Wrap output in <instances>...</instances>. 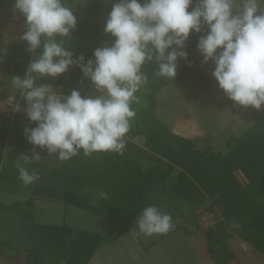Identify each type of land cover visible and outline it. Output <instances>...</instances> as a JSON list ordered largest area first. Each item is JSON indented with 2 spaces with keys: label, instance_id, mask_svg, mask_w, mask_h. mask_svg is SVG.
Segmentation results:
<instances>
[{
  "label": "clouds",
  "instance_id": "1",
  "mask_svg": "<svg viewBox=\"0 0 264 264\" xmlns=\"http://www.w3.org/2000/svg\"><path fill=\"white\" fill-rule=\"evenodd\" d=\"M191 11L188 9L192 6ZM14 9L24 17L21 39L33 53L24 76H12L15 94L9 103L13 112L23 110L35 127L25 126L24 135L33 146L56 154L60 161L95 152L123 155L125 137L136 116L133 104L147 85L143 67L154 62L155 75L173 80L180 59L188 60L186 42L199 35L197 50L202 63L211 60L213 77L223 93L244 107L260 110L264 105V0H117L107 16L104 32L116 39L97 47L94 58L76 56L66 39L77 27L74 7L66 0H14ZM78 67L95 93L70 94L54 91L43 83L47 77ZM41 155H22L16 161L24 185L40 177L25 166ZM96 203L108 193H96ZM137 235L167 234L176 227L172 216L155 204L143 208L135 221ZM239 227V225H233ZM245 252L248 245H242Z\"/></svg>",
  "mask_w": 264,
  "mask_h": 264
},
{
  "label": "trees",
  "instance_id": "2",
  "mask_svg": "<svg viewBox=\"0 0 264 264\" xmlns=\"http://www.w3.org/2000/svg\"><path fill=\"white\" fill-rule=\"evenodd\" d=\"M72 1L66 0L67 3ZM88 1L87 15H75L77 27L72 31V37L66 39V44L76 56L83 54L86 58H94L93 52L97 47H102L104 44L110 46L116 38L104 32L105 25L93 23L97 20L101 2ZM193 6H190L188 10L191 11ZM202 34L204 33L190 34L186 42L188 60H179L177 75L173 80L157 77L155 75L157 66L154 62L143 67L142 70L149 78L151 91L148 94L142 91L137 93L140 103L132 105L136 110L135 124L130 127L125 137L126 148L123 155L95 152L90 156H85L81 150L79 155L58 163L60 167L50 174L60 179V196L66 204H72L118 224L119 233H121L131 219L141 214L144 207L155 203L150 188L165 182L172 175L174 164H179L185 171L179 172L178 178L173 183V189L185 199L192 201L202 196L201 194L207 197L209 203L203 211H211L220 215L219 222L215 224L216 228L206 231L210 255L214 264H229L235 257L226 242L232 232L237 233L264 253L263 242H260L261 237L264 239V202L252 204L247 191L243 192L238 187L232 175L231 178L227 176L224 180L228 181V185L232 182L236 186L235 191L227 189L226 182L220 180L219 177H211L214 174L212 171L221 159L222 167L225 166L231 171L241 169L249 176V168L258 171L263 169L264 151L261 152L260 159L256 158V152L243 151L241 145L231 146L228 153H214L211 149V152L207 150L201 152L188 138L171 131L158 117L155 110L156 93L169 81L179 83L192 81L201 91L210 87L211 80L200 68L202 57L196 47L198 37ZM30 56L31 52L27 51L25 41L13 45L10 58H17L19 66L15 72L16 76H24ZM52 81L56 86H60L57 91L64 94H70L73 89H79L82 96L99 94L94 92L90 80L84 79L81 70L75 66L70 67L67 73L59 75L56 80L46 78L39 80L38 83ZM263 106L261 109L264 108ZM252 111L254 114L255 108L252 107ZM32 124L36 125V122ZM5 130L7 127L0 128V131H3L2 138H5ZM139 136L144 139V145L131 141L132 137ZM255 140H253L255 146L259 149L264 148V139ZM208 154H212L211 161L207 164L208 166L210 164L212 169L206 167L211 171L210 173L200 170L205 164L202 158H206ZM143 159L147 160L150 165L144 167L141 162ZM210 159H206V163ZM199 161L202 164H199ZM216 178L222 183L224 189L217 184ZM41 187L44 188V186ZM225 190L233 192L230 201L225 199ZM99 191L107 192L108 198L94 203L93 201L97 199L96 193ZM33 200L32 195L25 201L29 209L33 208ZM240 200L244 201L246 205L244 208L237 204ZM21 204L17 201L7 207L15 209L20 215L33 221L32 211L27 214L21 212ZM246 215L247 218L242 220V217ZM34 225L40 235L37 246L29 253L33 264L46 263L47 256L51 257H49L51 264L61 262L88 264L103 243L112 241L119 235L117 233L113 236H103L99 232L69 226L65 222L61 225L42 223ZM233 225H239V227Z\"/></svg>",
  "mask_w": 264,
  "mask_h": 264
},
{
  "label": "rangeland",
  "instance_id": "3",
  "mask_svg": "<svg viewBox=\"0 0 264 264\" xmlns=\"http://www.w3.org/2000/svg\"><path fill=\"white\" fill-rule=\"evenodd\" d=\"M88 2V0H73L71 3L67 4L74 7V15L86 16L88 13ZM100 2L101 5L99 8V12L97 13L98 17L97 20L93 21V23L96 22L98 24L105 25L107 16L113 4L117 2V0H96V3ZM1 3L3 4V6H5V8H11L14 6V0H0V5H2ZM4 16H7V13H5ZM103 46L107 45L104 44L102 45V47ZM2 83L3 82L0 81V85ZM193 86L194 85L192 83H188V85L185 84V87L182 88L187 89H182L177 94H168V97L162 96L159 98L160 94L158 95V104L164 109H167L168 114H171L172 118L179 115H181L182 117L181 122L175 128L172 125L173 123L169 120L165 119L163 123L174 133L182 136L185 135L188 139L190 138L188 136L195 132H198L201 137H211V141H207V139L204 141H192L191 138L189 139L190 142L194 144L195 148L200 149L201 152L206 150L211 152L212 150L214 153H228L231 149V146L233 147L236 145H241V149H243V151L256 152V158L260 159L261 152L264 151V148L262 147V149H259V147L254 145L253 140L259 138L264 139V108H262L263 110L255 109L254 114L253 111L251 112L252 123L249 127H246L244 123H242L243 121L241 122V120L243 119L242 115H247L250 106H239L238 104L227 98V96L223 93V90L219 88L218 84L209 97H205L195 102L193 101V99L196 97V93L188 89L193 88ZM149 90L150 86L147 83V85L142 88V91L147 93L149 92ZM168 109H170L171 112H169ZM134 124L135 118H133V120L131 121L130 127H132ZM14 125L18 127V119L14 121L13 126ZM11 129L7 128V130L5 131L9 132ZM2 135L3 131H0L1 138ZM5 139L6 138L1 139L0 149V215H4L3 218L2 216H0V231L2 228V223H4L7 218L13 219L17 223L19 222L17 226L15 224V228L18 229V235L20 236L22 242L27 244H37L40 233L34 227L35 223L61 225L63 223V219L67 218L64 212V204H62V202L59 201L57 197L58 194L60 195L61 181L58 176H53L50 174L51 172L58 169V167H60L58 163H60L61 161L57 158L56 154L49 155L46 148L35 149V151L40 153L41 159L39 161L28 163L25 166L30 172L35 170L39 174L40 178L33 184L24 185L18 178L19 173L18 169L15 167V164L16 161L20 159V156H31L33 149H31L27 145H19L20 136L18 135L17 131H14V133L12 134V138L10 139L9 144L4 145ZM131 141L138 145H144V139L140 136L132 137ZM211 155L212 154H208L206 158H202L205 164L201 166L204 167L200 169L201 171H208V173L211 172L210 170L206 169V167L212 169L210 167V164L209 166L207 165L211 161ZM206 159L210 160L206 163ZM221 161L222 160L220 159L218 162L219 164L214 166V170L212 171L214 172V174L211 175V177L215 176L217 178L219 177L220 180H224L225 177L227 178V176H229L231 178L232 175V177L238 183V187H240L243 192L247 191L251 199L250 202L252 204L261 201L264 202V167L261 171L249 168L250 174L249 176H247L241 169H235L231 171L229 168H225V166L222 167V164H220ZM141 162L144 167L150 165V163L145 159L141 160ZM199 164H202L201 161H199ZM174 165L175 167L172 175L168 177L165 182L154 185L150 188L151 193L155 199V205L157 207L167 206L166 208H169L171 211H173V214L176 213V209H180L182 207L183 210L185 205V212L188 213L184 215L189 218V220L193 221H191L190 223H196L199 225L198 216H200L203 209H205L204 207L207 205V201L209 200L204 194H201L202 196L198 197L191 204L192 207L189 208V199H185L181 194L179 195L173 189V183L178 178L179 172L185 171V169L179 164ZM224 182L226 181L224 180ZM227 182L225 185L227 189H232L233 191H235L236 186L233 185L232 182L230 185H228ZM217 184L224 189V186L222 187V183H220L218 179ZM41 186H44V188ZM232 193L233 192L231 190H225L224 195L226 201H230L233 195ZM49 194L53 195V198L48 203L47 201L50 199H47V197H52L48 196ZM31 195H35V197H41L40 203L37 204V207L34 210V214L36 215L33 221H31L32 219L23 217L15 209L11 210L7 207L6 209H3L2 207L3 203L11 204L13 202L20 201L22 203L21 212L27 214V212H31L33 209H29L27 207V204L25 203L26 199L31 197ZM45 196L46 198H44ZM237 204L241 208H244L246 206L243 200L238 201ZM73 207L74 210L78 208L76 210H78L80 215L88 217L87 220H85L83 218H77L75 217V215L73 216L76 222L83 223L81 224L82 228L94 232L102 230V226L98 227L97 218L99 217H97V215L79 207ZM246 218L247 215L243 216L242 220ZM218 220L219 219H217V222H219ZM112 224H114L115 226L112 227L114 229H107V231H111L109 233L114 234L119 230L120 227L118 228V224L114 222ZM260 242H263L262 244L264 245L263 237H261ZM49 257L50 256L46 257L45 261L47 262L45 264H51V257Z\"/></svg>",
  "mask_w": 264,
  "mask_h": 264
},
{
  "label": "crops",
  "instance_id": "4",
  "mask_svg": "<svg viewBox=\"0 0 264 264\" xmlns=\"http://www.w3.org/2000/svg\"><path fill=\"white\" fill-rule=\"evenodd\" d=\"M5 13H7V16H4ZM25 31L26 27L24 24V17L14 9V6L11 8H5L3 4L0 5V81L3 82L0 85V95L13 91L11 89V79L12 76H16L15 72H17L16 70L18 69L19 65L16 57L10 58V53L12 52L14 44H20L22 42L21 36ZM32 58L33 53H31L28 65L31 62ZM214 67L215 65L211 60H209L207 64L202 63V60L200 62V68L211 80L210 87L205 91H201L192 81H188L185 83H179L177 81L167 82L156 93L155 110L158 117L162 121H164L165 119L171 121L174 128L177 127L181 122V115L172 118L171 114H168L167 109H164L158 104V95L160 94V98L162 96L168 97V94H177L182 89H187L182 88L185 87V84L188 85V83H192L194 85L193 88L188 89L196 93V97L193 99V101L196 102L205 97H209L218 84V82L212 75ZM58 77L59 75L55 78H47L56 80ZM43 84L53 89L54 91L60 89V86H56L53 81L43 82ZM150 91L151 88L149 92ZM142 92L144 94L149 93H145L144 91ZM168 111L171 112L170 109H168ZM251 112L252 107L250 106L247 115H242L243 119L241 120V122L243 121L242 123H244L246 127H249L252 123ZM25 126L35 127L37 125H33L30 120L24 122L18 119V127L14 125L9 132H6L8 135H5L6 139L4 145L9 144V141L12 138V134L14 133V131H17L18 135L20 136L19 145L23 144L27 145L31 149H39V146H33L26 139L24 135ZM188 137H190L192 141H204L206 139L207 141H211V137H201L198 132L192 133ZM1 139L2 138L0 137V149ZM33 196L34 205L32 209V215L34 219L36 215L34 214V210L36 209L37 204L40 203L41 197H35V195ZM48 196H52L47 197V199H50L47 201L49 203L53 198V195L49 194ZM57 197L58 200L61 201L62 204H64V212L65 216H67V218L63 219V223L65 222L69 226H73L76 228H82L81 224L83 223L76 222L73 216L75 215V217L83 218L85 220H87L88 217L80 215L78 210H76L78 208L74 210V205L66 204L60 195H58ZM44 198H46V196ZM193 202L194 201L189 199V208L192 207L191 204ZM208 203L209 201H207V204ZM11 204L3 203L2 207L3 209H6V207ZM166 207L167 206H161L159 208L172 216L173 222L175 223L176 227L170 230L167 234H153L152 236L148 237L137 235V232L135 230L132 231V229L136 227L135 221L139 216L131 219L126 224V229L124 231L119 233L118 230L113 234L109 233L111 231H107V229L110 230L112 227H115L114 224H112L113 222L103 219L97 215V217H99L97 218L98 227L102 226V230H99L97 232L101 233L103 236H113L117 233H119V235L112 241L103 243L95 252L94 256L88 262V264H214V261L212 260L210 255L208 240L206 238L207 230L203 229L196 223H190L192 220H189V218L184 215L188 213L185 212V205L183 210L182 207L180 209H176L175 214H173L174 212ZM0 216H2L3 218L4 215L2 214ZM18 223L9 218H7L4 223H2V228L0 231V264H33L32 258H30L29 253L37 246V244H27L22 242L20 236L18 235V229L15 228V224L17 226ZM119 227L120 226L118 225V228ZM226 242L235 255L234 259L229 264H264V253L251 243L247 242L244 238L240 237L237 233L232 232L227 238ZM245 243L248 245L247 252H245L242 248V245ZM37 264H45V262H40ZM57 264L65 263L61 262Z\"/></svg>",
  "mask_w": 264,
  "mask_h": 264
},
{
  "label": "built area",
  "instance_id": "5",
  "mask_svg": "<svg viewBox=\"0 0 264 264\" xmlns=\"http://www.w3.org/2000/svg\"><path fill=\"white\" fill-rule=\"evenodd\" d=\"M16 96L17 102L22 105L23 109V100L18 93H6L0 95V128L7 127L11 129L13 123L16 119H20L24 122L28 121L26 113L21 110L19 112H13L12 106L9 103V97L14 95ZM219 218L214 212L211 211H202L200 216H198V223L205 230H209L215 227L217 219Z\"/></svg>",
  "mask_w": 264,
  "mask_h": 264
}]
</instances>
